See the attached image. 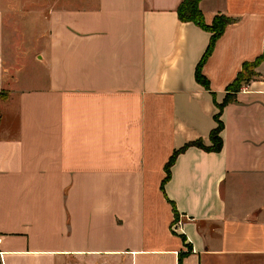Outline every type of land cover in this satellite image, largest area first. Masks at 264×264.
I'll return each mask as SVG.
<instances>
[{
    "label": "crops",
    "instance_id": "crops-1",
    "mask_svg": "<svg viewBox=\"0 0 264 264\" xmlns=\"http://www.w3.org/2000/svg\"><path fill=\"white\" fill-rule=\"evenodd\" d=\"M36 1L0 0V264H264V60L205 150L264 0L198 1L207 90L181 0Z\"/></svg>",
    "mask_w": 264,
    "mask_h": 264
},
{
    "label": "trees",
    "instance_id": "trees-1",
    "mask_svg": "<svg viewBox=\"0 0 264 264\" xmlns=\"http://www.w3.org/2000/svg\"><path fill=\"white\" fill-rule=\"evenodd\" d=\"M198 1L199 0H181L179 5L176 8V16L181 22H192L193 24L197 25L201 29L206 30L210 33L206 48L194 69L195 82L199 84L203 89L207 90L208 88L207 82L203 78V76L200 74L201 65L203 64L207 56L210 54L214 41L222 33L224 26L227 23H229L230 19L225 16L220 15V16L213 17L210 25L204 24L202 14L197 7ZM262 60H264V40H263L262 52L258 56H256L252 61L242 63L241 72L236 76L235 80L227 87L226 89L227 94L225 95L223 102L217 106V114H215L214 116L216 127L214 128L213 131H211L209 135V141H210L211 146L209 148H205V150H207L208 152H218L220 149V141L217 137L218 132L221 129V125L218 122V116H219L220 110L225 104L233 100V95L234 93L238 92L241 84L248 82L252 77H254L253 69ZM242 74H246V77L243 83L241 80L238 81L239 77ZM189 146H195V147L204 149L200 144H197V143L184 145L183 148H186ZM178 152L173 153L172 156L167 161V163L165 164V166L163 167V171L165 173L164 181L167 180L169 176V168L172 165L174 158L176 154H178Z\"/></svg>",
    "mask_w": 264,
    "mask_h": 264
},
{
    "label": "rangeland",
    "instance_id": "rangeland-1",
    "mask_svg": "<svg viewBox=\"0 0 264 264\" xmlns=\"http://www.w3.org/2000/svg\"><path fill=\"white\" fill-rule=\"evenodd\" d=\"M33 1H34L35 3H37L36 0H33ZM60 1H61V2H64V3L61 4ZM78 1H80V4H81V5L84 4V0H57V2H59V4H60V5H63V6H67L69 2H78ZM35 3H34V4H35ZM40 4L43 5L44 8L48 7L49 5H53V3L51 2V0H43L42 2L40 1ZM245 77H246V74H242V75L239 77L238 81L241 80L242 83H243V81L245 80ZM238 81H237V82H238Z\"/></svg>",
    "mask_w": 264,
    "mask_h": 264
},
{
    "label": "built area",
    "instance_id": "built-area-1",
    "mask_svg": "<svg viewBox=\"0 0 264 264\" xmlns=\"http://www.w3.org/2000/svg\"><path fill=\"white\" fill-rule=\"evenodd\" d=\"M179 226H180V220L178 219L173 220L170 225L171 233H176V231L179 229Z\"/></svg>",
    "mask_w": 264,
    "mask_h": 264
}]
</instances>
